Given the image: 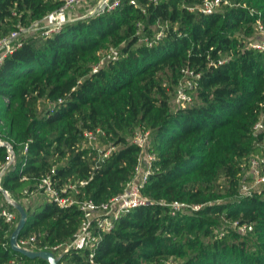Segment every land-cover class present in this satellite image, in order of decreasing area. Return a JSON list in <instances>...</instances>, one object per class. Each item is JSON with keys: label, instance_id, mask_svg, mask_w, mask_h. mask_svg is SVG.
<instances>
[{"label": "trees", "instance_id": "obj_1", "mask_svg": "<svg viewBox=\"0 0 264 264\" xmlns=\"http://www.w3.org/2000/svg\"><path fill=\"white\" fill-rule=\"evenodd\" d=\"M63 1L0 0V36ZM135 1L121 0L100 15L69 17L47 36L21 34L5 55L0 138L11 140L16 159L1 185L21 198L50 175L68 193L75 184V199L108 200L134 174L140 147L131 136L144 128L156 156L141 187L146 202L114 219L96 244V259L264 264V183L241 192V182L251 180L243 175L249 157L264 154V129L253 132L264 112V48L246 41L257 19L264 25V0H228L231 5L207 13L188 8L202 0ZM159 24L160 38L140 40ZM109 45L118 47V58L93 70ZM183 78L196 82L186 88L192 100L172 108L170 94ZM98 127L105 131L98 138L114 149L96 161L101 153L84 130ZM6 156L0 144V161ZM172 200L189 207L172 214ZM25 211L17 239L34 234L38 248L70 239L82 219L76 203L61 207L41 199ZM17 222L18 215L13 222L0 219V264H49L11 247ZM237 224L251 228L240 231ZM85 254L70 247L58 264H88Z\"/></svg>", "mask_w": 264, "mask_h": 264}, {"label": "built area", "instance_id": "obj_2", "mask_svg": "<svg viewBox=\"0 0 264 264\" xmlns=\"http://www.w3.org/2000/svg\"><path fill=\"white\" fill-rule=\"evenodd\" d=\"M120 1L121 0H64L61 5L51 10L43 17L33 20L30 23L31 28H29L35 30L36 33H39L42 36H47L57 31L62 26V24L69 19L70 16H68V13L70 11H74L77 7L84 6V8H87V14L100 15L116 7ZM130 1L136 4L135 0ZM223 4L231 5L232 3H230L228 0H202L199 3L188 6V8L191 10H200L204 13H207L218 9ZM87 14L80 13L79 16H84ZM163 26V24H159L158 28L152 33L151 36H146L145 34L141 33L140 40L148 44H152V42H155L162 35ZM253 26L256 30L264 32V25L261 20L257 19L253 23ZM25 30L26 28H24V25L17 24L10 34L0 36V63L5 55L12 51V49L20 43L19 37L21 34L25 33ZM247 44L252 47L264 48V41L261 44L249 41ZM118 56V47L115 45H109L103 49L98 62L93 66V70H96L99 65L108 60L117 59ZM222 60L223 59H220L219 62ZM184 73L190 74L194 77L199 76V73H194L188 69H184ZM195 83V81L189 78H183L178 83L174 89L175 101L177 103L176 106H184L191 102L192 95L187 92L186 88L193 87ZM261 115H264V112ZM0 123L2 124L3 122L0 120ZM262 125V117H260V119H258L253 126V132H258ZM99 133L105 136V131L100 127L96 128L95 130H84L87 143L93 146L92 141H96L98 139ZM131 140L140 147V154L138 162L135 165L134 174L126 181L123 189L108 200L99 203L94 202L91 199L78 200L73 196L75 184L69 185L71 188V193H68V186L57 188L53 184L50 175L43 176L38 180L35 190L43 194V199L55 201L61 207H64L70 203H76L79 206L82 212V219L78 228L70 239L54 243L52 245L45 244L43 247L38 248L35 243V235L31 234L29 236L16 239L15 244L18 247L32 251L49 250L54 254V256L58 258H60L62 254L66 253L70 247H81L86 250L85 258L88 261V264H102L95 257V247L102 233L112 228L114 219L120 214L124 213L131 207L144 204L146 202V197L141 193V187L143 186L149 172L151 171V161L156 157L153 152L145 151L149 141V130L137 128L131 136ZM0 144L4 145L7 150L6 159L4 161H0V186H2V176L6 169L15 162L16 155L14 153L11 140L7 138H0ZM96 147L101 153L100 156H97L96 161L107 156L111 150L114 149V145H112L110 142L107 148L98 146ZM24 149H26V145H24ZM144 159L145 162L143 163ZM248 163L250 166V171L246 176H250L251 180H244L241 182L242 193H249L254 187L264 183V155L252 158ZM25 178V175L21 176V179ZM79 182L82 184L85 183V180H81ZM24 192H27L26 189H24ZM8 197L11 198V195L7 189L4 188L3 192L0 191V219L5 222H13L18 215L19 221L21 212L19 211L17 205L13 204L8 199ZM168 206L170 213L174 214L177 211L188 208L189 204L181 200H172L168 202ZM233 223L236 224L235 221ZM246 228H251V226L246 224H237V229L240 231H245ZM160 262L162 264L176 263L172 257L161 258ZM18 264L32 263H24L20 261Z\"/></svg>", "mask_w": 264, "mask_h": 264}, {"label": "rangeland", "instance_id": "obj_3", "mask_svg": "<svg viewBox=\"0 0 264 264\" xmlns=\"http://www.w3.org/2000/svg\"><path fill=\"white\" fill-rule=\"evenodd\" d=\"M87 12H88L87 8H84V6H80V7H77L74 11H70L68 13V16H70V18H75V17L79 16L80 13L81 14H85V13L87 14ZM25 26L26 25H24V28H26L25 33H24L25 35H32V34L36 33L35 30L30 29L31 28L30 24H29V26L27 25V27H25ZM246 41L247 42L252 41V42H257V43L261 44L264 41V32H262L260 30H256L253 26L252 32L250 35L247 36ZM176 104L177 103L175 101V94L172 93V94H170V105L172 108H174L176 106ZM261 117H262L263 125H262L260 130L264 129V115H261ZM109 142H110V140H108V139L103 140V139L98 138L96 141H92V145L107 148L109 145ZM148 144H149V141H148ZM259 145L262 146V143H260ZM148 147L149 146L147 145L146 150H145L146 152L150 151V149ZM255 154H258V153H253L249 157V159L247 161V165H245V167H244V172H243L244 176L248 175L249 171H250V166H249L248 162L252 158H256V157L261 156V155H255ZM145 159H146V157H145ZM145 159L143 160V163L145 162ZM10 195H11V198L13 200H15L16 202H18L24 209H26L27 205L33 204V203L38 202L39 200L43 199V194L37 190L32 191L30 193H27L26 195H23L21 198L15 197L12 194H10Z\"/></svg>", "mask_w": 264, "mask_h": 264}, {"label": "water", "instance_id": "obj_4", "mask_svg": "<svg viewBox=\"0 0 264 264\" xmlns=\"http://www.w3.org/2000/svg\"><path fill=\"white\" fill-rule=\"evenodd\" d=\"M0 191H4V188L2 186H0ZM8 199L13 203L16 204L19 211L21 212L19 221L17 223V225L15 226V228L13 229V231L11 232L10 235V245L13 249L18 250L20 252H22L24 255L30 257V258H35V257H40V258H44L45 260L48 261L49 264H58L59 262V258L54 256V254L49 251V250H36V251H32V250H27L25 248H21L18 247L15 244V241L17 239L18 233L22 227V225L25 222L26 219V211L25 209L16 201H14L12 198L8 197Z\"/></svg>", "mask_w": 264, "mask_h": 264}]
</instances>
